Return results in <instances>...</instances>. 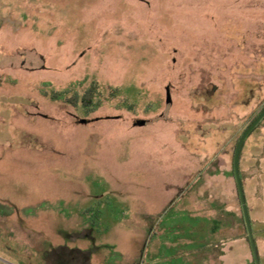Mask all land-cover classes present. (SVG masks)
I'll return each instance as SVG.
<instances>
[{
    "label": "rangeland",
    "instance_id": "rangeland-1",
    "mask_svg": "<svg viewBox=\"0 0 264 264\" xmlns=\"http://www.w3.org/2000/svg\"><path fill=\"white\" fill-rule=\"evenodd\" d=\"M92 82L89 114L41 92ZM263 105L264 0H0V264L55 245L174 264L166 221L204 193L198 173L232 177ZM225 187L209 191L239 209Z\"/></svg>",
    "mask_w": 264,
    "mask_h": 264
},
{
    "label": "crops",
    "instance_id": "crops-1",
    "mask_svg": "<svg viewBox=\"0 0 264 264\" xmlns=\"http://www.w3.org/2000/svg\"><path fill=\"white\" fill-rule=\"evenodd\" d=\"M257 137L253 143L246 141L243 146L239 174L259 262L264 264V131ZM213 173L210 170L205 175L198 173L200 176L197 175L194 184L197 186L200 178L205 185L204 193H193L189 207L175 210L172 220L166 221L167 225L172 224L169 227L173 230L172 249L181 256H176L174 264H250L253 259L235 175L230 178L228 172L222 176ZM219 183L226 185L227 193L235 191L239 209L231 204L230 196L224 200L210 193L209 187ZM231 232H235L232 237L229 236ZM86 236L92 238L85 234L78 237ZM52 251L59 256L52 262L46 259V264H92L91 256L83 247L55 245ZM85 256L88 263H85ZM157 264L161 263L157 261Z\"/></svg>",
    "mask_w": 264,
    "mask_h": 264
},
{
    "label": "trees",
    "instance_id": "trees-1",
    "mask_svg": "<svg viewBox=\"0 0 264 264\" xmlns=\"http://www.w3.org/2000/svg\"><path fill=\"white\" fill-rule=\"evenodd\" d=\"M75 84V83H74ZM73 86V84H71ZM70 85V86H71ZM44 96L49 97L53 101H62L68 105H71L74 108L82 107V109L87 113H92L96 111L99 107L102 106L104 97L102 91L99 89V86L96 82H92L82 94H79L78 92L74 91L70 95H67V88L65 90H55L52 89L50 91H47L45 89L41 90ZM114 89L111 92L110 95L114 94ZM264 110V105L258 113L253 117L251 123L257 118V116ZM239 140V139H238ZM237 140V142H238ZM236 142V145H237ZM244 143L241 147V151L243 149ZM240 151V155H241ZM240 158V156H239ZM233 175H234V168H233ZM241 179V178H240ZM242 183V179H241ZM238 190V189H237ZM239 195V194H238ZM247 238L249 240V236L247 235ZM254 259V258H253Z\"/></svg>",
    "mask_w": 264,
    "mask_h": 264
},
{
    "label": "water",
    "instance_id": "water-1",
    "mask_svg": "<svg viewBox=\"0 0 264 264\" xmlns=\"http://www.w3.org/2000/svg\"><path fill=\"white\" fill-rule=\"evenodd\" d=\"M263 117H264V110L257 116V118L243 132V134L241 135V137L239 138V140L237 142L235 152H234V158H233V168H234L235 180H236V184H237V189H238V194H239L240 201H241V207H242V212H243V216H244V221L246 224V229L248 232L249 242H250V246L252 249V254H253L255 264H260V262H259V258H258V254H257L255 240H254L253 235H252L250 219L248 216L247 206H246L243 188H242V183H241L240 174H239V156H240L241 147L245 141V138L247 137L249 132L259 123V121Z\"/></svg>",
    "mask_w": 264,
    "mask_h": 264
}]
</instances>
